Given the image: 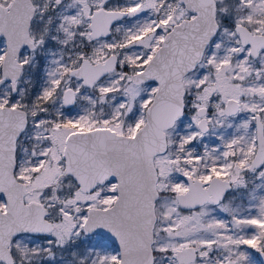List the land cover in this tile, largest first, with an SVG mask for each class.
I'll return each instance as SVG.
<instances>
[{
	"label": "snow or ice",
	"instance_id": "1",
	"mask_svg": "<svg viewBox=\"0 0 264 264\" xmlns=\"http://www.w3.org/2000/svg\"><path fill=\"white\" fill-rule=\"evenodd\" d=\"M264 0H0V264H257Z\"/></svg>",
	"mask_w": 264,
	"mask_h": 264
},
{
	"label": "flooded vegetation",
	"instance_id": "2",
	"mask_svg": "<svg viewBox=\"0 0 264 264\" xmlns=\"http://www.w3.org/2000/svg\"><path fill=\"white\" fill-rule=\"evenodd\" d=\"M255 259H256L258 264H262L261 261H260V255L259 254L255 255Z\"/></svg>",
	"mask_w": 264,
	"mask_h": 264
},
{
	"label": "water",
	"instance_id": "3",
	"mask_svg": "<svg viewBox=\"0 0 264 264\" xmlns=\"http://www.w3.org/2000/svg\"><path fill=\"white\" fill-rule=\"evenodd\" d=\"M260 261L262 264H264V256H260Z\"/></svg>",
	"mask_w": 264,
	"mask_h": 264
},
{
	"label": "rangeland",
	"instance_id": "4",
	"mask_svg": "<svg viewBox=\"0 0 264 264\" xmlns=\"http://www.w3.org/2000/svg\"><path fill=\"white\" fill-rule=\"evenodd\" d=\"M257 262V261H256ZM258 264V263H257Z\"/></svg>",
	"mask_w": 264,
	"mask_h": 264
}]
</instances>
